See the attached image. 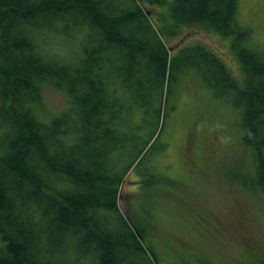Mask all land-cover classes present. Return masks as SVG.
Segmentation results:
<instances>
[{
  "label": "trees",
  "instance_id": "16d2710c",
  "mask_svg": "<svg viewBox=\"0 0 264 264\" xmlns=\"http://www.w3.org/2000/svg\"><path fill=\"white\" fill-rule=\"evenodd\" d=\"M114 1L111 9V0H0V264H124L127 256L118 254L125 246L156 264L131 229L132 246L112 238L100 218L109 212L127 224L117 207L125 175L145 158H154L158 168L165 157L166 146L154 153L165 118L162 91L187 48L205 59L191 62L194 67L182 74L191 76L189 71L206 65L210 72L201 81L214 87L216 65L223 74L217 90L239 93L242 142L253 156L258 181L264 180V48L240 22L239 1L171 0L162 16L171 20L168 30L154 29L135 0ZM180 25L231 36L229 51L239 62L241 81L202 44L169 53L158 32L169 38ZM55 37L65 45L76 42L75 47L50 52ZM144 77L150 80L147 89ZM46 85L67 97L62 111H45ZM145 90L146 97L139 96ZM152 171L151 182L158 183L159 173ZM46 201L59 207L65 235L84 231L92 237L94 256L81 262L49 256V245L43 251L44 230L31 211L45 210ZM46 211L50 215V208Z\"/></svg>",
  "mask_w": 264,
  "mask_h": 264
},
{
  "label": "rangeland",
  "instance_id": "374dc122",
  "mask_svg": "<svg viewBox=\"0 0 264 264\" xmlns=\"http://www.w3.org/2000/svg\"><path fill=\"white\" fill-rule=\"evenodd\" d=\"M135 1L148 14L154 29L168 30L171 20L162 16L168 13L171 0ZM238 1L240 22L251 28L263 49L264 0ZM117 4L111 0L109 6L113 9ZM124 5L133 4L125 2ZM175 29L169 38L158 32L169 53L202 44L241 81V67L229 51L231 36L196 25H180ZM66 43L61 44L55 37L47 50L63 52L68 45L75 47L76 44ZM202 58L205 59L200 51L185 49L175 60L174 76L165 79L161 100L164 125L154 148V153H159L166 146L165 157L161 163L157 161L158 168L154 158H145L137 166L136 163L120 184L117 207L128 225L109 212L100 222L112 238H122L131 246L134 244L132 230L156 257V264H260L264 262V180L258 181L253 156L242 142L239 93L231 88L228 95L217 90L223 74L216 65L211 80L215 88L201 81V75L210 72L206 65L196 73L189 71L191 76L182 74L187 67H194L191 62ZM141 80L147 89L150 80L146 77ZM146 93L147 90L138 95L145 98ZM155 98L159 100V95ZM42 99L47 114L60 112L67 105V97L50 85L43 87ZM0 124L3 126L1 97ZM153 169L159 173L158 183L151 182ZM47 179L54 182L51 175ZM43 207L45 210L37 207L31 212H36V222L44 230V252L49 245V256L81 262L94 256L96 246L87 232L65 235L57 212L59 207L48 201ZM46 208H50V215L46 214ZM57 236L63 239L59 241ZM132 250L126 246L119 248L118 256H127L124 264H148Z\"/></svg>",
  "mask_w": 264,
  "mask_h": 264
},
{
  "label": "water",
  "instance_id": "95a60500",
  "mask_svg": "<svg viewBox=\"0 0 264 264\" xmlns=\"http://www.w3.org/2000/svg\"><path fill=\"white\" fill-rule=\"evenodd\" d=\"M148 15V14H147Z\"/></svg>",
  "mask_w": 264,
  "mask_h": 264
}]
</instances>
